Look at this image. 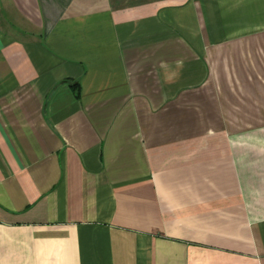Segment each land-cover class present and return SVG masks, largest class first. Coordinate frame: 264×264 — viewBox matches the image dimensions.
<instances>
[{
  "label": "crops",
  "instance_id": "0c3cea01",
  "mask_svg": "<svg viewBox=\"0 0 264 264\" xmlns=\"http://www.w3.org/2000/svg\"><path fill=\"white\" fill-rule=\"evenodd\" d=\"M0 264H264V0H0Z\"/></svg>",
  "mask_w": 264,
  "mask_h": 264
},
{
  "label": "rangeland",
  "instance_id": "374dc122",
  "mask_svg": "<svg viewBox=\"0 0 264 264\" xmlns=\"http://www.w3.org/2000/svg\"><path fill=\"white\" fill-rule=\"evenodd\" d=\"M198 6L199 8L197 10V13L200 17L203 10L201 1H199ZM184 16V14H179V18L182 19L181 24L185 26V23L183 22ZM218 90L220 91V96L216 92L217 88H210V94L207 96H204V94L200 90L197 94L199 97L198 99H203V101H199L197 105H199L200 109L204 110L205 114L207 115L206 119H200V117H198L193 119L192 123H190V120H187L186 123L180 121V127L198 131L200 129H203L204 125L208 126L214 124L216 126H224L228 129H236L241 126L249 125L252 120L247 118L239 119L235 117V104L233 103L232 95L229 96L228 94H226L227 92L224 88H218Z\"/></svg>",
  "mask_w": 264,
  "mask_h": 264
}]
</instances>
